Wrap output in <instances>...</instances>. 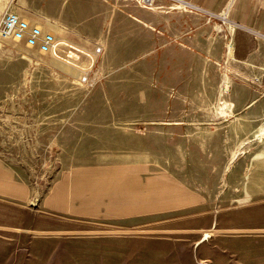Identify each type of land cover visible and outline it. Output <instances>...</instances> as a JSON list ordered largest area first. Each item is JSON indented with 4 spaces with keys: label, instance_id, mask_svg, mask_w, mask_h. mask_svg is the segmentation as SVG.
I'll use <instances>...</instances> for the list:
<instances>
[{
    "label": "rangeland",
    "instance_id": "rangeland-1",
    "mask_svg": "<svg viewBox=\"0 0 264 264\" xmlns=\"http://www.w3.org/2000/svg\"><path fill=\"white\" fill-rule=\"evenodd\" d=\"M221 15L106 0L95 29L65 31L66 64L0 36V158L31 189L0 197V264H264V43L237 60ZM106 148L152 151L200 206L118 222L40 208Z\"/></svg>",
    "mask_w": 264,
    "mask_h": 264
},
{
    "label": "crops",
    "instance_id": "crops-1",
    "mask_svg": "<svg viewBox=\"0 0 264 264\" xmlns=\"http://www.w3.org/2000/svg\"><path fill=\"white\" fill-rule=\"evenodd\" d=\"M206 15L227 11L226 33L244 61L249 40L264 43V0H174ZM14 11L46 29L69 35L95 29L106 0H0V12ZM56 32V31H55ZM66 39V38H65ZM29 185L0 158V197L27 201ZM201 197L153 152L106 148L86 152L65 167L40 199L45 212L93 221H129L187 212Z\"/></svg>",
    "mask_w": 264,
    "mask_h": 264
},
{
    "label": "built area",
    "instance_id": "built-area-1",
    "mask_svg": "<svg viewBox=\"0 0 264 264\" xmlns=\"http://www.w3.org/2000/svg\"><path fill=\"white\" fill-rule=\"evenodd\" d=\"M143 2L152 5L154 0H143ZM227 11L222 14L226 16ZM225 16H223L224 20ZM0 36L54 57L62 53V46L64 45L52 31L31 22L14 11H6L4 13L0 22ZM100 50V48H97L96 52L99 53ZM82 80L84 82L87 81V75H84Z\"/></svg>",
    "mask_w": 264,
    "mask_h": 264
},
{
    "label": "bare ground",
    "instance_id": "bare-ground-1",
    "mask_svg": "<svg viewBox=\"0 0 264 264\" xmlns=\"http://www.w3.org/2000/svg\"><path fill=\"white\" fill-rule=\"evenodd\" d=\"M51 31L56 35V38H57L59 41H61L63 44L70 45V43L65 39V35H64L65 31H64V30H61V29L57 30V29H55V31L59 32V34L62 36L61 40H60L59 35H57V34L55 33V31H53V30H51ZM25 47L29 48L31 51H35V50H33L32 48H30V47H28V46H25ZM78 49H79V48H78ZM75 50H76V49H75ZM77 51H80V49L77 50ZM35 52H37V51H35ZM37 54L47 55V56L49 55V54L41 53V52H37ZM66 55H69V56H77V54H76L74 51H70V52L67 53ZM61 56H62V55H57V56H55V58L61 59L63 63L65 62V64L68 63V62H72V61H70L68 58H63V57H61Z\"/></svg>",
    "mask_w": 264,
    "mask_h": 264
}]
</instances>
